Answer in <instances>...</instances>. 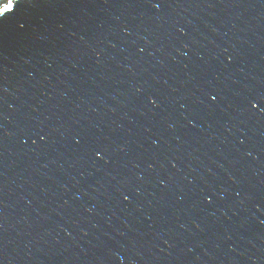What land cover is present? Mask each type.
<instances>
[{"label":"water","instance_id":"water-1","mask_svg":"<svg viewBox=\"0 0 264 264\" xmlns=\"http://www.w3.org/2000/svg\"><path fill=\"white\" fill-rule=\"evenodd\" d=\"M6 16L0 264H264V0Z\"/></svg>","mask_w":264,"mask_h":264},{"label":"snow or ice","instance_id":"snow-or-ice-1","mask_svg":"<svg viewBox=\"0 0 264 264\" xmlns=\"http://www.w3.org/2000/svg\"><path fill=\"white\" fill-rule=\"evenodd\" d=\"M149 3H152V0H148ZM21 3V0H13L12 3L6 4L5 8L3 9V14H0V21H4L7 19L6 14L12 13L15 11L16 7ZM159 4H153V7H159ZM215 99V97H213ZM155 103V101H153ZM249 103L251 104L252 108H256L258 105L264 104V96L260 97H254L249 100ZM262 112H264V108L260 109ZM99 155V153H97ZM127 199V197H125Z\"/></svg>","mask_w":264,"mask_h":264},{"label":"trees","instance_id":"trees-1","mask_svg":"<svg viewBox=\"0 0 264 264\" xmlns=\"http://www.w3.org/2000/svg\"><path fill=\"white\" fill-rule=\"evenodd\" d=\"M8 3H9V0H0V9L5 7V5Z\"/></svg>","mask_w":264,"mask_h":264}]
</instances>
